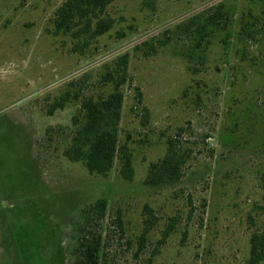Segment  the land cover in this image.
Segmentation results:
<instances>
[{"label": "rangeland", "instance_id": "374dc122", "mask_svg": "<svg viewBox=\"0 0 264 264\" xmlns=\"http://www.w3.org/2000/svg\"><path fill=\"white\" fill-rule=\"evenodd\" d=\"M63 1L0 0V264H73L84 225L101 234V264H245L249 216L263 220L254 207L264 193V0H155V9L115 0L114 27L83 52L53 32ZM124 53L120 141L133 153L132 180L118 159L103 176L65 158L77 102L47 114L70 82L109 92L101 75ZM169 137L190 151L184 176L147 186ZM99 199L104 216L87 220ZM146 205L157 219L140 249Z\"/></svg>", "mask_w": 264, "mask_h": 264}, {"label": "trees", "instance_id": "16d2710c", "mask_svg": "<svg viewBox=\"0 0 264 264\" xmlns=\"http://www.w3.org/2000/svg\"><path fill=\"white\" fill-rule=\"evenodd\" d=\"M113 1L115 0H64L52 17L54 34L63 33L70 36L74 40L73 51L83 52L99 36L114 27L116 20L108 12V7ZM144 3L147 7L155 9V0H145ZM224 14L225 12L219 7L207 16V23L217 26ZM167 41L162 40L159 43L165 45ZM151 49L155 50V46L152 45ZM129 58V53L118 56L114 64L107 66L102 73L100 82L104 86H110L109 92L102 96L85 94L86 79L76 83L70 82L68 87L52 100L47 110V114L52 115L55 110L63 109L68 103L77 102L79 111L73 116L72 121L75 130L69 145L63 150V155L69 161L83 162L89 173L103 176L108 174L118 159L119 173L126 180H132L135 174L133 153L128 141H120V122L125 101L122 87L129 80ZM79 83L81 85L78 87ZM137 101L139 104L143 103V93L140 88H137ZM143 109L147 115L148 108L143 106ZM166 143L165 155L149 166L144 181L147 186H172L184 176V168L190 157L189 149L179 146L175 137L167 138ZM260 182L264 191V170L260 174ZM105 209L106 200H97L89 210H86L87 220L94 218L95 215L102 218ZM254 211L263 216V220L258 223L252 214L249 216L253 230L249 238V256L245 264H264V193L262 200L254 207ZM144 213L146 218L139 238L140 249L157 219L149 205L145 206ZM172 219L165 227L160 243L165 242L174 231L177 219L174 216ZM84 226H81L79 231L78 244L74 251L76 259L73 264H101L100 252L103 248L101 234L95 235ZM89 233L92 235L90 236Z\"/></svg>", "mask_w": 264, "mask_h": 264}]
</instances>
